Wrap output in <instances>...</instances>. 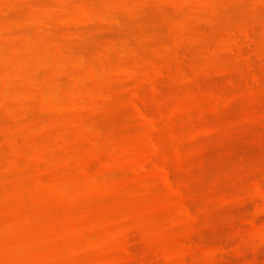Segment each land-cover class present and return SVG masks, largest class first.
<instances>
[{"label": "rangeland", "instance_id": "rangeland-1", "mask_svg": "<svg viewBox=\"0 0 264 264\" xmlns=\"http://www.w3.org/2000/svg\"><path fill=\"white\" fill-rule=\"evenodd\" d=\"M28 1L0 0V264H120L122 237L136 226L129 248L140 264H180L192 240L201 248L187 264H256L264 222L248 235L236 200L264 183V155H255L264 153V81L246 86L252 64L264 79V0H90L98 12L87 28L77 22L83 0H63L61 9L59 0ZM60 14L72 15V27ZM249 26V56L242 40L229 52L227 36ZM123 61L142 62L136 67L156 90ZM89 63L98 76L85 80ZM137 89L156 132L134 107ZM150 137L161 155L139 172ZM46 148L41 168L35 161ZM250 152L255 158L244 159ZM217 245L229 251L225 260L204 254Z\"/></svg>", "mask_w": 264, "mask_h": 264}, {"label": "bare ground", "instance_id": "bare-ground-1", "mask_svg": "<svg viewBox=\"0 0 264 264\" xmlns=\"http://www.w3.org/2000/svg\"><path fill=\"white\" fill-rule=\"evenodd\" d=\"M28 1V0H27ZM30 1V0H29ZM28 1V2H29ZM60 1H62V2H60ZM85 1V2H84ZM90 1V0H89ZM89 1H87V0H83V3L84 4H82L83 6H82V9H81V14H80V17L79 18H77V22H78V25L80 26V27H83V28H87L88 26L87 25H90L89 23H91V19H93L94 17H93V15H96V12H98L96 9H92L93 8V6L91 7V10H90V7H89V3L91 4V1L89 2ZM64 3V1L63 0H59V2H58V4L60 5L59 6V8L61 9L62 8V4ZM57 4V5H58ZM209 4V3H208ZM92 5V4H91ZM94 11V13H93V11ZM195 13V15L197 14V12H194ZM194 13H191V16L190 17H192V15L194 14ZM35 15L36 14H34L33 16L35 17ZM64 16V17H62L61 18V16ZM195 15H193L194 17H192V18H197L198 16H199V14H197V16H195ZM60 17L58 18V20L59 21H63L64 19H66V21L68 22V23H66L67 25L69 24V26H71L72 27V20H71V18H72V15L71 16H67L66 14L64 15V14H60L59 15ZM67 17V18H66ZM188 18V20H186V21H190V19L191 18ZM31 18V17H30ZM70 18V19H69ZM67 19H69V21L67 20ZM28 20V19H27ZM66 21H64V22H66ZM186 21H184L185 22V24H187V25H191V22H188V23H186ZM69 22H71V24L69 23ZM184 22L182 23L181 22V25L182 24H184ZM3 25H4V23H2V26H1V28L3 27ZM82 25V26H81ZM69 26H67V27H64V29H68V27ZM85 26H87V27H85ZM183 26V25H182ZM184 27V26H183ZM185 27H188V26H186L185 25ZM0 28V29H1ZM254 27L253 26H251V28H250V26L239 36V37H234V33L233 32H231L229 35H231L230 37H229V35L227 36V38L225 39V41H224V44L226 45L227 43V45H226V47H227V50L229 51V52H234V48H237L238 47V44H237V42H239V41H237V40H242V44H241V49L240 50H242V51H244V53H246V52H249V50L252 48V44H253V41H254V31L252 30ZM69 31L71 30V28L69 27V29H68ZM68 30H67V32H68ZM63 31V30H62ZM64 34H66V33H64ZM63 34V36H65ZM68 35H70V32L68 33ZM68 35L66 34V38L68 37ZM227 39H229V41L227 40ZM226 41H228V42H226ZM182 42V41H181ZM181 42H179V47H181L180 46V44H181ZM226 42V43H225ZM61 44V43H60ZM62 46H61V48L65 45V43H64V45H63V43L61 44ZM107 47L108 46H106V48H104V50L103 51H105V49H106V51H107V54H110L108 51H110L109 49H107ZM113 47V49L112 50H115L114 49V47H116V46H112ZM109 48H111V47H109ZM117 48H118V46H117ZM88 50H90L89 48H87ZM87 49H85L84 51L85 52H88L87 51ZM121 48L119 47V49H118V51L120 50ZM58 50H62V49H60V47H58ZM102 51V52H103ZM105 51V52H106ZM115 51H117V49L115 50ZM160 51V50H159ZM157 51V54L155 53V56H152L151 57V59H156V61H158L159 59H160V57L163 55V52L162 51ZM59 52V51H58ZM60 52H62V51H60ZM59 52V53H60ZM105 53L103 52V55H104ZM107 54H105V55H107ZM247 54V53H246ZM248 56H249V54H247ZM247 56V57H248ZM101 57H103V56H100V59L102 60V58ZM105 57H109L108 55L107 56H105ZM105 57H103V59L106 61V59H105ZM154 57H156V58H154ZM157 57L159 58V59H157ZM246 57V58H247ZM151 59H150V61H149V63L151 62V64L153 65V69H154V66L157 64V62L155 63L154 62V64L152 63L153 61H151ZM247 59H248V61H247ZM246 59V63L247 62H250V64H251V62L253 63V61H252V58H251V56L250 57H248ZM101 60H99V61H97V65H99V63H101L100 65H102V62H100ZM99 62V63H98ZM124 62V64L123 65H126L125 63H127V65H128V67L127 68H129V64H128V62L127 61H123ZM140 63H142V62H140ZM140 63H137V62H134V64H135V67H133L132 68V66L129 68V69H127L126 68V66H125V69L127 70V72H132V69H136L137 67L136 66H138L137 64H139V66L141 65V66H143L144 67V65H142V64H140ZM96 64V63H95ZM133 64V65H134ZM150 64V67L152 66ZM248 65H250L249 63H247ZM246 64V65H247ZM118 65V64H117ZM123 65H122V63H121V68L123 67ZM247 65V66H248ZM88 66H90V68H89V70H88ZM138 66V67H139ZM252 66H253V64L252 65H250V66H248L247 68H248V70H250L251 71V69H250V67L252 68ZM87 67V69L86 70H84V71H87V73L85 74V76H84V79L86 78H90V76L89 75H95V76H93V78L94 77H96V76H98L97 75V71H94V69L93 68H95V70H96V65H94V63H93V66H91V64L89 63V65L87 64V66H85V68ZM116 67H119V66H115V68L114 69H116ZM142 67V68H143ZM121 68H118V70H120ZM124 68V67H123ZM132 68V69H131ZM141 67L139 68L140 69V73H141V75H144V79L146 80V78H147V80L152 84V81H150V79H148V77H149V74H148V77H147V75L146 74H144V70L142 69ZM155 68H157L156 66H155ZM92 69H93V71H92ZM125 69H121V71L122 72H124L123 70H125ZM131 69V70H130ZM138 69V68H137ZM138 69V70H139ZM253 69V68H252ZM126 70H125V72H126ZM128 70H130V71H128ZM143 70V71H142ZM158 70V69H157ZM156 69H154V72L155 73H157L158 74V72H156L157 71ZM245 72H247L248 70L245 68ZM88 71H89V73H88ZM92 71V72H91ZM114 71H116V70H114ZM247 72L246 73V76H249V74H250V76H251V78H249V77H247V79L249 80V79H251V80H249V81H247L246 83V86L248 85V87L247 88H249V87H251L252 85H260V84H262L263 82L262 81H264V79H262V78H259L260 76L258 75H256V74H254L252 71L251 72ZM120 72V71H119ZM118 72V73H119ZM228 73L230 72V70L229 71H227ZM71 73V72H70ZM95 73V74H94ZM117 73V72H116ZM155 73H152V75L150 74V76H156V74ZM160 73V72H159ZM231 73H232V71H231ZM231 73H229V74H227V73H225V74H227V75H229V82L230 83H232V80L230 79V78H232V77H234V73L231 75ZM249 73V74H248ZM253 73V74H252ZM252 74V75H251ZM146 75V76H145ZM230 75L232 76V77H230ZM72 74H70V76H69V78L71 79L72 77ZM146 77V78H145ZM152 77V78H153ZM88 78V79H89ZM92 78V76H91V79H93ZM151 78V77H150ZM85 79V80H86ZM234 79V78H233ZM261 79V80H260ZM147 81V82H148ZM260 81L262 82V83H260ZM148 82V83H149ZM233 84V83H232ZM152 85H154L153 86V88L155 87V83L154 84H152ZM251 85V86H250ZM72 86V85H71ZM70 86V87H71ZM152 87V86H151ZM45 88V87H44ZM44 88H42V92H44L46 95H48V93L50 92V90L48 89V88H45V90L46 89H48V92L47 91H45L44 90ZM72 88V87H71ZM71 88H69V90L71 89ZM142 88V87H141ZM140 89V88H139ZM139 89H137V90H135V91H133V92H131V95H135V96H137V101L135 100V96H133V98H134V102L136 101L137 103L138 102H140V103H136L135 102V104H134V107L135 108H137V111H138V113L140 114V115H142L143 116V118H147L148 116L147 115H149V116H151V114L147 111V109L146 108H144L143 109V103H145L144 101H146V98H143V101H142V103H141V100H139L138 98H139V96H141L140 98H142V95H140V92H139ZM153 90H156L155 88L153 89ZM71 91V92H70ZM69 92L72 94V90H70ZM135 92V94H132V93H134ZM43 93V94H44ZM139 93V94H138ZM42 94V93H41ZM42 94V96H45V95H43ZM50 94V93H49ZM138 94V95H137ZM215 98V97H214ZM214 98H213V100H214ZM221 98V97H220ZM145 99V100H144ZM194 99H195V97H194ZM215 99H217V101L219 102L220 100H222L223 98H221V99H219V97L218 98H215ZM224 100V99H223ZM222 100V101H223ZM211 101V100H210ZM226 101H228L227 102V105L228 104H232V100H226ZM93 102V101H92ZM217 102V103H218ZM95 102H93V104H94ZM193 102H191L190 103V105L192 104ZM197 103V102H196ZM195 103V106L196 105H198V104H196ZM216 103V102H215ZM51 104V103H50ZM49 103H48V105H50ZM92 103H91V106L90 107H93V106H95V104L93 105ZM194 104V103H193ZM46 105L47 104H44L43 105V107H46ZM93 105V106H92ZM194 106V105H193ZM229 106V105H228ZM53 107V104L51 105V106H49V108H52ZM195 107H192V111H193V109H194ZM146 109V110H145ZM146 112H148L149 114H147L146 115V113H145V111ZM185 110L187 111L188 109H186L185 108ZM190 110V109H189ZM187 111V112H190V111ZM160 114V116H161V113H158V115ZM153 118V119H152ZM152 118H150V117H148L147 118V120L150 122V125L152 126V129L156 132L157 130H158V120L157 119H154V118H156V117H153L152 116ZM146 120V121H147ZM37 121V120H36ZM34 122V121H33ZM32 122V123H33ZM31 123V125L30 124H28V126H29V128H27L28 130H29V132L31 133L32 131H33V129L32 128H35V127H37L38 125H39V121H38V123L36 122V123H33L32 124ZM85 126V125H84ZM83 127V126H82ZM84 128V127H83ZM26 129V128H25ZM32 129V131H30ZM28 130H25L26 132H28ZM209 131H212V130H214V129H208ZM28 132V133H29ZM16 140V139H15ZM16 141H18V140H16ZM16 141H14V142H12L11 144L13 145V144H16ZM17 144H19V142H17ZM16 144V145H17ZM18 146V145H17ZM149 146H150V151H149V153L146 155H144L137 163H136V166H137V169L139 170V172L140 171H142V172H146L147 171V167H148V165L149 164H152V163H154L157 159H159L160 158V155H161V145L158 143V141H157V139L156 138H154V137H150V139H149ZM47 149V148H46ZM244 149V148H243ZM248 149V148H247ZM243 150H241V152H242ZM250 151H251V149H250ZM41 152H44V153H42L41 154ZM41 152H40V155H38V157H37V159H36V161L35 162H37V164L35 163V167H36V165L37 166H41V164H43L44 162V164H47L48 163V161H47V163H46V158H49L48 156L46 157V154H49V151H48V149H47V152H45V151H42L41 150ZM246 152H247V150H246ZM248 152H249V150H248ZM251 152H253V151H251ZM248 153L247 154V156L245 157H243L244 159H252V158H255V156L253 155H251L250 156V154H252V153ZM243 153V152H242ZM239 154V153H238ZM241 154V153H240ZM246 154V153H245ZM254 154V153H253ZM260 154V155H259ZM244 154H242V156H243ZM249 155V156H248ZM256 155V157H258V155H259V157L261 156V155H264V153L263 154H261L260 152L259 153H257V154H255ZM238 156V155H237ZM91 157V156H90ZM235 157H236V155H235ZM61 158V157H60ZM60 158H59V160H60ZM63 159H66V158H64V157H62ZM61 158V159H62ZM92 158H96L95 157V155H93V157ZM88 159H90V158H88ZM244 159H243V161H244ZM58 160V161H59ZM61 161H63V160H61ZM250 160H247V162H249ZM64 162H65V160H64ZM86 162H88V161H86ZM60 163V162H59ZM43 164V166H45ZM68 163H64V165H63V163H62V165L60 166L61 168H62V166H65L66 167V165H67ZM0 171H2L3 169L1 168L2 167V165L3 164H1L0 163ZM17 165V163L15 164V166ZM4 166V165H3ZM14 166V165H13ZM43 166H41V168H43ZM4 168V167H3ZM39 168V167H38ZM59 168V167H58ZM58 168H56V169H58ZM37 169V168H36ZM63 169V168H62ZM39 170H41L40 168H39ZM87 171H88V169H86ZM86 171V172H87ZM40 172V171H39ZM44 172H46V171H44ZM43 172V173H44ZM51 172V171H50ZM45 174V173H44ZM164 175H165V178H166V180H167V182L168 183H172L171 182V178H170V174L166 171V170H164ZM40 176H42L43 178L46 176V174H45V176L42 174V175H40ZM42 177H40L41 179L40 180H42L43 178ZM256 177V176H255ZM250 179H251V177H250ZM57 180V179H56ZM56 183V182H55ZM55 185V184H54ZM62 186V181H58L57 180V183H56V185H55V189H58V188H60ZM251 188L253 189L252 190V192L251 191H248V193L246 194V196H244L243 198L241 197V198H239L238 197V199L235 201L236 203H234V204H236V205H238V209H240V207H241V209L243 210V211H245V212H247L246 214H247V216L245 215V217L243 216V218L245 219V222H246V225H248V232L247 233H249L248 235H252V236H254L255 234V231L257 230V227H258V223H259V221H260V223L261 222H264V221H261V220H264V183H263V185L262 184H260V182H258V183H256V184H254L253 185V187L251 186ZM250 188V189H251ZM235 205V206H236ZM164 207V206H163ZM163 207H160V208H163ZM180 211L183 213V216H185V217H187L189 220H193V221H195L196 220V216H194V214H193V210H192V207L189 205V204H187L186 202H183L181 205H180ZM252 208H254L253 210H252V212H251V209ZM239 210V212L241 211V213H243L242 212V210ZM249 211H250V213H249ZM245 214V213H244ZM259 223V224H260ZM137 227V226H136ZM135 227V228H136ZM132 228V227H131ZM134 227L132 228V229H130L129 231H127L124 235H123V237H122V239H123V241H122V244H121V248L125 251L124 252V255L126 256V255H128L129 253H130V255L129 256H124L123 255V257L122 258H124V262L126 261L125 260V258H127V257H129V258H127V263L128 264H140V263H142L143 261H141V259L143 260V258H139V259H137V257L133 254V253H131V251H130V249L131 248H129V247H131V235H133L134 233H132L131 232V230L132 231H134L133 229H135ZM138 231V229L136 228V232ZM135 232V233H136ZM254 234V235H253ZM82 236H84V234H82ZM260 238H262V241H260V244L261 243H263L264 244V235L263 236H261ZM192 240V239H191ZM190 240V241H191ZM261 240V239H260ZM193 242V243H192ZM192 242H189L192 246H196L197 247V245H199V240H198V244H194V241L192 240ZM195 242L197 243V240L195 239ZM201 244H202V246H203V242H200ZM229 243V242H228ZM232 244V243H231ZM262 244V245H263ZM222 245H225V244H222ZM221 245V246H222ZM190 246V245H189ZM189 246H188V248H186L187 249V251H185V249L182 251V252H184L183 254L182 253H180V256H181V262H180V264H187V258H188V256H189V258H190V254H193L192 252L194 251L195 252V248L193 247V249H192V247H190L189 248ZM217 246H218V248H217ZM217 246H215L216 248H214V249H211V250H209L208 252H205L204 254H206V256H208V257H210L211 259H212V261L213 260H221L222 261V259L224 258V256L226 257L227 255V253H229V251H226V249L227 248H225V246L224 247H221V246H219V245H217ZM227 246V245H226ZM264 246V245H263ZM262 246V247H263ZM102 247H105V246H102ZM101 246L99 247V246H97L96 248L98 249V248H102ZM228 247H230V246H228ZM260 247V246H259ZM92 248H95V247H92V246H88V247H86V248H78L77 249V251H76V254L77 255H83V254H87L88 253V251L90 250V249H92ZM106 248V247H105ZM198 248H201L200 247V245H199V247ZM197 248V249H198ZM231 248H233V247H231ZM229 249L230 251L231 250H233V249ZM99 249V250H100ZM122 250V251H123ZM101 251V253H104V252H106L105 251V249H102V250H100ZM99 251V252H100ZM260 250H258L257 252H259ZM261 251H263V250H261ZM232 252V251H231ZM254 252V251H253ZM126 253V254H125ZM255 253H256V251H255ZM255 253H253L254 255H253V257L255 256L256 257V255H257V260L255 261L256 262V264L259 262V264L262 262V264H264V254H261V252H260V254L259 253H256V255H255ZM264 253V252H263ZM133 256H135V258L134 257H132V255ZM230 254V253H229ZM228 254V255H229ZM254 257V258H255ZM219 258V259H218ZM227 258V257H226ZM226 258H224L223 260H225ZM121 259H120V261H119V263L122 261ZM136 260V261H135ZM141 262H140V261ZM138 261V262H137ZM123 262V263H124ZM252 262H254V260L252 261ZM122 263V262H121ZM120 263V264H121ZM122 263V264H123ZM124 264H126V263H124Z\"/></svg>", "mask_w": 264, "mask_h": 264}]
</instances>
